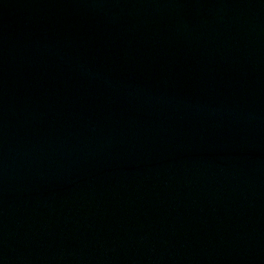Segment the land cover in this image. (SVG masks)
Listing matches in <instances>:
<instances>
[{"label": "water", "instance_id": "water-1", "mask_svg": "<svg viewBox=\"0 0 264 264\" xmlns=\"http://www.w3.org/2000/svg\"><path fill=\"white\" fill-rule=\"evenodd\" d=\"M0 264H264V0H0Z\"/></svg>", "mask_w": 264, "mask_h": 264}]
</instances>
